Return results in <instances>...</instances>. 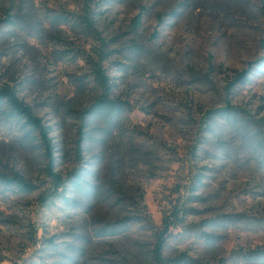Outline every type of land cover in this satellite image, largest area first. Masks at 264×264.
<instances>
[{
    "label": "rangeland",
    "instance_id": "obj_1",
    "mask_svg": "<svg viewBox=\"0 0 264 264\" xmlns=\"http://www.w3.org/2000/svg\"><path fill=\"white\" fill-rule=\"evenodd\" d=\"M90 7L88 27L85 0H0V85L65 182L52 195L40 134L0 114V172L34 184L0 186V264H158L161 238L166 258L264 264L246 259L264 247V0ZM97 69L108 116L85 113Z\"/></svg>",
    "mask_w": 264,
    "mask_h": 264
},
{
    "label": "trees",
    "instance_id": "obj_2",
    "mask_svg": "<svg viewBox=\"0 0 264 264\" xmlns=\"http://www.w3.org/2000/svg\"><path fill=\"white\" fill-rule=\"evenodd\" d=\"M96 0H85L86 4V14L82 17L81 22L84 23L86 26L91 27L93 25V16H92V9L90 4H93ZM99 3V2H98ZM97 76L96 78L100 81L101 85L104 89L105 97L101 98L97 104H95L90 110H86L85 113H100L102 115L108 116L112 114L114 109L113 100L106 96L108 92H110L111 83L109 79L105 75V73L101 69H97ZM249 79L247 75V71L239 72L235 78L234 82H245ZM225 110V109H224ZM220 111V110H219ZM0 114L4 115L7 118H14L22 122V129L25 131L23 137H28L29 135L37 132L40 134L41 138L45 142L46 149L49 153L50 162L48 164V171L54 177V181L56 187L52 195H60L63 196V191L65 190V182L63 183V178L56 174L53 171L54 159L51 153L53 148L50 146L48 142V130L49 128L46 127L41 118L35 115L33 112L32 107L27 104L23 99L19 98L17 93L8 85H0ZM78 180H75L77 184H79V180L81 178V174H78ZM0 186L12 189L14 187L18 188L20 191H31L34 189V184L26 180L22 175L15 173V174H6L5 172H0ZM173 220L169 223H175L176 220H180L181 216L179 212H174ZM183 217V216H182ZM164 241L165 239L161 238L157 244L155 249V259L157 260L158 264H209L203 263L196 259L188 257L186 254H183L179 257L174 258H166L164 257ZM247 260L252 262H257L260 259H264V247L263 248H256L251 250L249 254H246Z\"/></svg>",
    "mask_w": 264,
    "mask_h": 264
}]
</instances>
